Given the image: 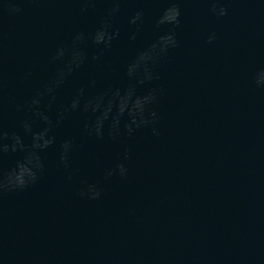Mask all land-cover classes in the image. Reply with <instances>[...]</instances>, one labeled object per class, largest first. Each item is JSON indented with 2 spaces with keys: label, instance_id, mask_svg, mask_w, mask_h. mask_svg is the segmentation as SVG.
Returning <instances> with one entry per match:
<instances>
[{
  "label": "water",
  "instance_id": "95a60500",
  "mask_svg": "<svg viewBox=\"0 0 264 264\" xmlns=\"http://www.w3.org/2000/svg\"><path fill=\"white\" fill-rule=\"evenodd\" d=\"M175 2V29L156 27L169 0H4L19 14L0 4V145L16 134L30 149L24 122L33 132L49 127L28 105L67 62L51 59L57 48L71 49L76 34L88 37L105 20L119 32L109 47L78 44L85 63L54 100H41L54 143L38 153L36 184L0 192V264H264V89L254 83L264 70V4L225 0L228 15L218 19L209 0ZM137 11L143 21L132 25ZM173 30L179 47L155 64L159 79L137 87L157 92L160 136L146 128L129 137L122 126L112 140L108 123L103 138L89 136L84 100L125 90L134 82L127 66ZM81 87V109L71 111ZM25 154L0 151V180ZM119 163L127 176L105 180ZM97 183L98 200L79 194Z\"/></svg>",
  "mask_w": 264,
  "mask_h": 264
},
{
  "label": "clouds",
  "instance_id": "9594fccd",
  "mask_svg": "<svg viewBox=\"0 0 264 264\" xmlns=\"http://www.w3.org/2000/svg\"><path fill=\"white\" fill-rule=\"evenodd\" d=\"M260 4H264V0H259ZM0 4L8 9L10 14H19L22 9L14 3H4L0 0ZM210 13L216 18H223L228 15V6L225 0H209ZM119 12V7H113L110 16H114ZM144 17L143 11H137L132 17L130 23L136 25L142 22ZM171 25L173 28H179L181 25V8L175 0H169V5L164 9L162 15L156 21V27ZM119 36V32L111 31V24L105 20L101 27L88 37L83 32L76 34L73 38V46L71 49L60 47L56 49L52 56L53 61H64L67 56V62L60 68L54 80L47 85L43 91H38L31 99L28 107L33 111L34 115L48 124L49 127L39 132H33L31 124L24 122L23 128L26 133L32 135L31 148H26L21 136L13 134L10 139L11 145H0V151L8 152H24L26 153L23 159L16 162L15 167L7 173L3 180H0V192L8 191H23L37 183L38 173L42 172L44 165L41 161L39 152L49 148L54 143V138L49 136V131L52 127V121L49 116L41 111V100L45 96H50L55 99L54 92L58 89L66 79L73 74L76 69L81 68L85 63L86 56L83 51L77 48L78 44L84 43L90 39L96 46L109 47L114 39ZM135 39V35L132 36ZM217 39L216 33L212 32L207 43L212 44ZM179 47V41L176 38L175 31H169L159 37L157 43L152 44L147 50L140 52L134 62L130 63L126 69V75L131 83L125 90L119 88L109 90L108 92L95 95L87 98L83 102L82 111L90 113L94 120L85 125L89 136L103 138L105 125L108 123L110 128V136L112 140H116L121 134L123 126L129 137L133 136L141 129L150 128L153 136L159 137L160 131L158 128L159 115L154 110V106L158 103V96L155 90L149 91L147 94L140 95L137 93L138 86H144L146 83L152 82L159 77L154 74L153 68L162 55L169 52L170 49ZM93 59H98L93 56ZM255 86L259 89H264V70H260L254 77ZM95 86V81H92ZM85 96V89L81 87L77 95L72 99L70 110L76 111L81 109V100ZM69 109L65 108L59 113V120L64 119V113ZM2 139H9L8 134L4 133ZM72 142L65 141L62 144L61 161L65 167L68 166L69 153L72 151ZM128 154L125 153V159H128ZM126 177L128 169L123 163L117 164L114 168L106 169L104 179H111L115 175ZM71 179V176H69ZM82 197L90 200H98L101 197L102 191L97 184H87L86 188L79 193Z\"/></svg>",
  "mask_w": 264,
  "mask_h": 264
}]
</instances>
